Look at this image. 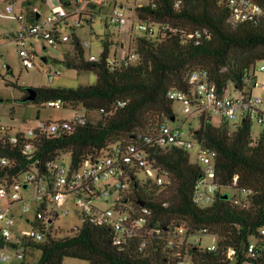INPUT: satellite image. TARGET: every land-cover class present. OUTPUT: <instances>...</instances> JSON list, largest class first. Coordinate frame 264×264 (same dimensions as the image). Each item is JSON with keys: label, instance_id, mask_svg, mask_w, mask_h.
<instances>
[{"label": "trees", "instance_id": "obj_1", "mask_svg": "<svg viewBox=\"0 0 264 264\" xmlns=\"http://www.w3.org/2000/svg\"><path fill=\"white\" fill-rule=\"evenodd\" d=\"M264 7V0H252ZM68 7L70 0H60ZM182 6L176 9L175 4ZM139 21L160 26L155 34L137 33L132 50L139 57L136 65L111 69V34L103 41L104 52L99 62H88L80 38L73 33L65 45L64 63L78 75L93 73L96 84L76 89L47 88L38 90V106L61 102L72 110L83 107L88 115L85 125H73L69 131L56 135L37 133L33 141L21 135L18 144L0 141V157L15 163L0 168V180L14 177L29 169L34 161H55L70 154L72 167L77 169L88 157L97 156L111 146L136 144L144 147L150 162L166 169L172 184L166 187L146 185L137 179L131 184L130 198L153 210L152 224L161 229L186 224L192 234L206 230L217 237V250H205L187 245L170 249L164 236H137L125 244L115 245L114 232L107 225H98L90 218L69 235L32 246L40 252L35 264H63L67 258L89 264H180L188 258L192 264H264L260 248L264 242V128L256 142L252 137V122L230 125L205 114L191 119L190 132L203 147L216 153V198L213 205L202 208L194 201L195 188L204 177L203 169L191 162L188 150L146 145L156 138L160 127L176 119L174 102L168 98L172 89L191 93L189 75L196 71L209 73L211 83L221 94L232 86L251 91L253 74L258 62L264 63V25L234 24L229 8L222 0H148V5L136 9ZM39 13L27 10L30 21ZM170 26L177 32L164 31ZM212 32L210 41L183 38L198 29ZM109 25L106 30H109ZM16 88L18 87L14 85ZM99 113L94 122L90 116ZM194 120L198 126L194 127ZM176 121V120H175ZM31 142L34 154L25 156ZM237 177V181L235 179ZM235 189L249 193L247 207L234 204L224 190ZM127 197L128 194H127ZM258 241L255 253H249L250 239ZM244 242L248 243L242 250ZM145 243V246L143 244ZM234 249V259L228 251Z\"/></svg>", "mask_w": 264, "mask_h": 264}, {"label": "built area", "instance_id": "obj_2", "mask_svg": "<svg viewBox=\"0 0 264 264\" xmlns=\"http://www.w3.org/2000/svg\"><path fill=\"white\" fill-rule=\"evenodd\" d=\"M222 1L229 8L234 24L264 25L263 6L252 0ZM6 4L7 15L4 17L17 21L19 25L11 42L16 44L22 67L25 69L36 68L35 60L39 55L34 50L35 42L40 41L46 46L59 48L62 51V48L71 42L75 29L91 26L100 18L106 21L104 25L106 32L109 31L106 30L107 25L115 27L120 34L130 33L131 36L136 33L155 34L160 28V26L156 27L135 18L132 28L129 29V18L124 10L116 4L111 6L108 0H70L68 7L57 0V6L52 8L45 17L35 22L28 19L27 12L22 8L18 11L17 0H6ZM147 5L148 0L144 2L137 0L134 11ZM181 6V2L175 4L176 9ZM162 29L177 32L170 26H163ZM69 30H72V33ZM212 36L208 28H203L184 34L183 38L196 40L199 43L210 41ZM81 45L85 53L92 49L90 41H84ZM103 52L102 45L98 56L90 54L86 59L88 62H99ZM138 62L139 57L131 48L124 51L121 47L119 50L116 49L108 60L111 69L136 65ZM259 71L264 75V63ZM44 73L51 83L63 75L61 68L45 70ZM252 76L255 80V73ZM188 84L191 87L190 94L172 89L167 96L173 102L183 103L185 113L189 118L205 114L212 119L219 117L220 121L234 126L249 120L264 128V78L261 82L251 81L252 88L261 90V94L257 96L253 95V89L241 91L234 86L227 93L221 94L218 87L211 83L209 73L201 70H196L189 75ZM47 105L56 109L64 108L61 102ZM73 112L72 122L67 120L62 122L41 121L40 125L30 130L28 134L16 133L9 127L1 126L0 123V141L15 145L18 144V136L21 135L27 141H33L37 133L51 136L69 131L73 125L87 123L88 115L83 107ZM185 135L182 126H172L167 123L160 127L156 138L146 141V145L157 144L161 148L174 147L188 151L196 146L199 147L197 164L203 169L204 177L195 188L194 201L198 206L206 208L213 205L216 198L217 155L203 148L194 138L191 141H184ZM191 135L194 136L192 133ZM24 154L30 158L34 154L31 142L25 146ZM60 158L47 163L34 161L27 171L12 178L6 176L0 180V264H31L36 261L33 254L38 256L40 253L39 251L33 252V245H43L49 240H57L69 235L70 233L65 235L60 233V229L55 228V223L59 219V212L68 216L72 212L71 208L82 220L86 217L98 225L111 227L114 232L115 245L118 246L137 236L157 235L165 237L170 249H179L187 245L201 247V239L197 238L195 244L189 239L201 234L210 235L206 230L192 234L186 224L175 225L163 230L159 225L152 224L153 210L151 208L133 202L130 198L131 184L136 179L142 184L158 187L172 184L169 172L162 167L154 166L148 159L144 147L132 143L111 146L97 156L88 157L77 169L72 167V163L68 167L63 166ZM12 165H15L13 161L0 157V168H9ZM248 194L243 193L244 197L233 198L234 204L243 208L247 207ZM98 199H105L107 203H112L113 200L114 205L101 210L94 205ZM31 212L34 213L33 216H29ZM19 222L28 225L31 230L20 229ZM261 233L264 236V229ZM215 238L216 243L205 250H217V237ZM257 244V240L256 243L251 242L250 254L255 253ZM260 251L264 253V242H262ZM235 256L236 251L230 249L228 258L232 260ZM180 264H192V262L184 258Z\"/></svg>", "mask_w": 264, "mask_h": 264}, {"label": "rangeland", "instance_id": "obj_3", "mask_svg": "<svg viewBox=\"0 0 264 264\" xmlns=\"http://www.w3.org/2000/svg\"><path fill=\"white\" fill-rule=\"evenodd\" d=\"M111 6L115 4L122 8L129 18L128 28L131 29L136 14L134 7L137 0H108ZM142 2L146 0H141ZM30 3L31 7L27 8L29 11L33 9L40 10V13L45 17L52 6L56 4L53 0H17V9L23 7V4ZM27 6V5H26ZM6 0H0V123L1 126L9 127L14 132H22L28 134L32 129L37 128L41 121L44 122H62L64 120L73 121L74 112L70 107L56 109L49 107L47 104L38 106L35 104H27L23 102V91L18 87L27 88H67L76 89L82 85H94L96 84L97 77L93 73H88L85 75H78L77 71L69 68L65 63V56L59 48H53L46 46L43 42H35V52L39 55L37 56L35 63L36 68L25 69L22 67L21 58L19 51L14 42H11L13 35L19 29L17 21L4 17L7 15L6 12ZM109 31L106 32L104 28V23L102 19L96 20L91 26H86L85 28L75 29L76 35L80 38L81 42L90 41L92 43V49L86 51V57L90 54L98 56L103 45V41L106 40V35L111 34L110 40L113 42L112 55L116 49H120L119 43L125 41L124 51L132 48V39L136 38V34L130 35V33L120 34L117 29L113 26H109ZM72 33V30H69ZM97 37L100 39L97 40ZM131 39V40H130ZM46 47V49H44ZM42 56L48 58V63L44 64L42 61ZM263 63L258 62L256 65L255 76L258 78V82L263 80V73L260 72V67ZM61 68L62 77L57 78L52 83L47 79L44 71L49 69ZM253 95L257 96L261 94L260 89L253 87ZM173 109L176 115V121L170 123L172 126H182L186 135L183 138L184 141H191L193 137L190 132V122L192 118H189L188 114L185 113V106L181 102H174ZM90 118L97 122L101 118L99 113L91 114ZM195 117L193 116V119ZM220 118L215 117L213 119L214 125H219ZM193 126H198V121L194 120ZM263 132V127L257 123H252V137L253 141L256 142L261 133ZM199 147L196 146L194 149L189 151L191 162L194 164L198 163L197 154ZM60 163L68 167L71 163L70 154H64L60 158ZM142 177V176H141ZM228 194L231 198L244 197L243 193L235 189H227L223 191ZM94 205L99 207L101 210H106L113 207L112 203H107L105 199H98L94 202ZM72 212L70 215L65 216L59 212V219L55 223V228L60 229V233L63 235L76 231L82 227V219L77 217L74 209L71 208ZM33 212L29 216H33ZM22 221V220H19ZM19 228L25 231H30L31 228L25 225L23 222H19ZM202 240L201 248L207 249L216 243V238L211 235H198L191 237L189 240L191 243L195 244L196 239ZM252 243H256L254 238H251ZM11 251V249H10ZM40 253L38 254V256ZM36 261L31 264H35ZM63 264H89L86 261L67 258L64 260ZM235 264V260L232 261ZM251 264V263H244Z\"/></svg>", "mask_w": 264, "mask_h": 264}, {"label": "water", "instance_id": "obj_4", "mask_svg": "<svg viewBox=\"0 0 264 264\" xmlns=\"http://www.w3.org/2000/svg\"><path fill=\"white\" fill-rule=\"evenodd\" d=\"M39 18V16H38ZM107 32H110V31H107ZM109 34V33H108ZM100 38L97 37V40H99ZM43 62L44 63H47L48 62V59L46 57H43ZM30 96L26 97V98H23V102L24 103H27V102H35L37 100V95H38V91L35 90V89H32V88H27L26 90ZM175 118H172V122H175ZM248 246V243L247 242H244L243 245H242V250L246 249Z\"/></svg>", "mask_w": 264, "mask_h": 264}, {"label": "crops", "instance_id": "obj_5", "mask_svg": "<svg viewBox=\"0 0 264 264\" xmlns=\"http://www.w3.org/2000/svg\"><path fill=\"white\" fill-rule=\"evenodd\" d=\"M54 2H56V4L54 5V6H52L51 8H50V11H51V9L52 8H54V7H56L57 6V0H53ZM27 5V6H26ZM31 7V4L30 3H25V4H23V7H22V9L23 10H25L26 12H27V8H30ZM33 11H36V12H38L39 13V18H43L44 16L40 13V10H39V8L37 7V9H33ZM49 11V12H50ZM38 18V19H39ZM102 22L104 23V25H106V21H105V19L104 18H102ZM120 47L122 48V50H124V47H125V41L123 42H121L120 43ZM62 52H66V49L65 48H62ZM263 78H264V75H263ZM255 80H258V78L255 76ZM254 80V81H255ZM254 91V90H253ZM253 91H252V93H253ZM261 91V90H260Z\"/></svg>", "mask_w": 264, "mask_h": 264}, {"label": "flooded vegetation", "instance_id": "obj_6", "mask_svg": "<svg viewBox=\"0 0 264 264\" xmlns=\"http://www.w3.org/2000/svg\"><path fill=\"white\" fill-rule=\"evenodd\" d=\"M27 88H32V89H35L37 91L39 90V88H33V87H27ZM27 88H25L24 91H23V98H26V97L30 96V94L26 91ZM37 97H38V95H37Z\"/></svg>", "mask_w": 264, "mask_h": 264}]
</instances>
